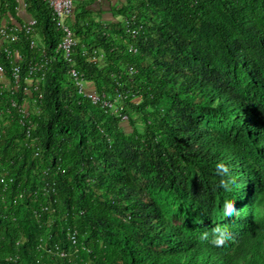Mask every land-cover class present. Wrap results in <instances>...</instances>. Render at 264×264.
<instances>
[{
    "label": "trees",
    "instance_id": "trees-1",
    "mask_svg": "<svg viewBox=\"0 0 264 264\" xmlns=\"http://www.w3.org/2000/svg\"><path fill=\"white\" fill-rule=\"evenodd\" d=\"M20 1L43 47L0 41V264H264V0H118L106 25L77 0L97 104L48 4L0 14Z\"/></svg>",
    "mask_w": 264,
    "mask_h": 264
},
{
    "label": "built area",
    "instance_id": "built-area-1",
    "mask_svg": "<svg viewBox=\"0 0 264 264\" xmlns=\"http://www.w3.org/2000/svg\"><path fill=\"white\" fill-rule=\"evenodd\" d=\"M48 6L53 10V13L55 15V19L57 21V25L59 29L63 32V40L60 43L58 47V51L62 52L66 61L71 65V68L69 70V75L74 80L76 86L78 87V91L82 94H84L85 97H87L93 104H97L100 102V99L94 92H87L85 91V85L86 82L84 80V75L81 74L75 67H74V53L75 48L78 45V42L74 36V33L70 29V27L67 25L66 19L72 15L76 0H43ZM36 25V21L32 20L30 23L23 25L22 27L18 26H12V27H0V41L7 42L10 41L12 43L18 42L22 36V33H25V35L30 36L31 35V46L37 47V37L33 35L34 27ZM127 34L132 36L133 38H137V36L140 34V29L132 28L130 25L127 27ZM7 55L9 57H13L14 53L7 51ZM131 53H136L137 49H135L133 46L130 47ZM15 57L17 60L22 61V56L17 52L15 53ZM44 66L40 64H35L30 66V76H35L41 69H43ZM135 71L131 69V74H134ZM12 78L16 81V83L20 82L21 80V68L20 66H16L12 70ZM5 79L9 81L8 78L5 77V69L0 61V80ZM29 82V80H28ZM32 85V84H30ZM9 84L3 85L1 84L0 90L2 89H8ZM39 82L36 81V85L34 86V90L38 91ZM42 105V101L40 102ZM105 106H108L109 108H115L113 104L106 102L104 104ZM37 110H40L38 106L35 107ZM121 109V108H120ZM28 110V109H27ZM26 111V110H25ZM116 113L119 112V108H116ZM28 114V113H26ZM30 129L27 131V138H30ZM75 242V240H73Z\"/></svg>",
    "mask_w": 264,
    "mask_h": 264
},
{
    "label": "crops",
    "instance_id": "crops-1",
    "mask_svg": "<svg viewBox=\"0 0 264 264\" xmlns=\"http://www.w3.org/2000/svg\"><path fill=\"white\" fill-rule=\"evenodd\" d=\"M118 6H119L118 0H98L97 3L95 4L93 3L87 8L93 13V19H95L96 21H100L104 25H106V24H111V23H115L118 21L113 16V10H116ZM16 15L18 17V21L21 22L22 26L30 23L33 20L31 17L27 15L25 4L22 1H20L19 7L17 8ZM21 24L11 19L7 14H4V15L0 14V26L1 27H8V26H19L20 27ZM37 47L41 49L43 47L42 43L38 42ZM0 83H2L3 85H7L9 84V81L5 79H1Z\"/></svg>",
    "mask_w": 264,
    "mask_h": 264
},
{
    "label": "clouds",
    "instance_id": "clouds-1",
    "mask_svg": "<svg viewBox=\"0 0 264 264\" xmlns=\"http://www.w3.org/2000/svg\"><path fill=\"white\" fill-rule=\"evenodd\" d=\"M1 27V26H0ZM9 27H12V26H9ZM19 27V26H18ZM20 27H22V26H20ZM38 38H37V43H38ZM133 54H137V52L136 53H133ZM134 70V69H133ZM135 71V70H134ZM130 73H131V71H130ZM135 73H136V71H135ZM134 73V74H135ZM1 84L2 83H0V86H1ZM85 91H86V88H85ZM88 92V91H87ZM92 92V91H91ZM115 106V105H114ZM115 108H116V106H115ZM124 109V107H121V110H123ZM120 113V110H119V112H117V114H119ZM124 119H127V116H124ZM30 146H36V143H35V140H33V141H31L30 142ZM1 156V155H0ZM13 181V180H12ZM63 256L65 255L64 253L62 254Z\"/></svg>",
    "mask_w": 264,
    "mask_h": 264
}]
</instances>
